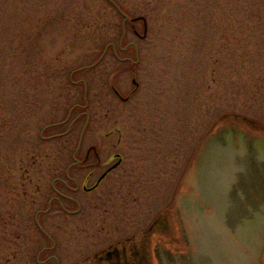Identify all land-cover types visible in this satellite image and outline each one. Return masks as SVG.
I'll list each match as a JSON object with an SVG mask.
<instances>
[{
  "label": "rangeland",
  "instance_id": "374dc122",
  "mask_svg": "<svg viewBox=\"0 0 264 264\" xmlns=\"http://www.w3.org/2000/svg\"><path fill=\"white\" fill-rule=\"evenodd\" d=\"M122 13L130 15L128 22L141 19L125 29ZM122 40L136 46L123 44L119 56L127 61L115 53ZM86 85L91 119L82 144L97 146L100 162L121 154L135 164L137 178L146 177L147 167V187L140 180L124 184L139 197L133 195L130 206L123 201L116 212L103 210L106 202L91 208L96 192L81 191L78 197L84 209L91 204L90 212L71 217L67 228L54 209H59L56 199L51 214L40 216L57 238L55 256L62 264L91 256L99 249L100 224L123 230L130 222L133 234L141 236L146 221L166 203L161 196L179 189L167 213L174 222L163 240L172 244L178 235L180 248L183 218L186 231L201 238L202 254L212 257L219 248L216 239L212 243L217 227L231 231L224 232L226 242L238 230L227 218L214 220L219 201L206 199V192L235 182L243 170L239 160L253 169L264 163V0H0V211L16 210V218L5 214L10 224L5 230L19 225L29 237L20 244L23 264L30 248L44 242L31 207L24 206L26 197L16 196L13 186L27 177L29 191L39 199L54 178L65 177L86 123L85 118L73 122L80 111L72 108L87 101ZM200 141L197 164L187 171ZM74 171L72 176L81 177ZM251 220L248 230L262 241L264 222ZM11 243L0 240L4 264H14ZM235 244L230 246L241 253Z\"/></svg>",
  "mask_w": 264,
  "mask_h": 264
},
{
  "label": "flooded vegetation",
  "instance_id": "af4514ba",
  "mask_svg": "<svg viewBox=\"0 0 264 264\" xmlns=\"http://www.w3.org/2000/svg\"><path fill=\"white\" fill-rule=\"evenodd\" d=\"M82 114L84 115V113L78 114V116H80L78 120L83 119ZM74 151L75 154L73 155V164H70L68 167H66L64 172L65 177L62 178L58 176L57 178L53 179L55 182L59 181L61 187L56 186L55 182H52V184L50 183L49 190L46 187V192L41 195L39 199H37L33 198L31 191H29L31 184H26L27 177H24L23 182H17V185L13 186V191H18L16 196L21 194L22 196L26 197L23 199L24 206L31 207L35 230L37 233L40 232L42 235L41 239L44 242V245L42 246L36 245L33 246V248H30L31 252L27 254V256L29 255L28 258L30 257V260H27V262L24 264H32L31 262H33V264H62L61 259H59V257L55 256L54 254V251L57 249V247H59V244L57 242V238L54 237L53 231L51 230L52 226L47 224L43 225L40 221V216H42V214L44 216L51 214L53 210V203L56 199L59 202V205H57L59 206V209L56 208V205L54 209L57 210L59 214L63 215V217H65L64 224L66 225L64 226L67 228L72 226L70 220L71 217L76 215L86 217V213L90 212L91 208H100L104 202L107 203V208H104L103 210L107 211L111 207H114V212L119 211V208L117 207L121 206L123 201H125L123 204L128 203L130 206L132 203L131 199H135L133 195L136 194L131 192V186H126L124 188V184L128 183L133 185L132 182L135 180H140L143 183H146L148 176L147 167L142 168L146 177L144 178L141 176L140 178L139 176L137 178V175L135 176V174H140L137 173V167L133 162L125 161L121 154H113L106 162H100V160H98L99 150L95 145L86 146L84 144H79ZM195 155L196 149L192 156V160L188 162L186 168H191V165L195 163L193 160ZM144 158H146L145 151ZM144 162L143 164H145ZM244 165L245 172L242 174V181L244 183H253L250 187L243 188L242 195H239L237 199L236 197L234 198L235 204L239 206L248 205L249 207H256L257 205L260 206L262 200L260 176L254 172L251 166L246 165V163H244ZM73 169L75 170V173L76 171L81 172V177L79 176L76 178L72 176L71 174ZM175 182L176 184H179L177 183L178 179H176ZM256 182L258 187H255ZM122 188H124V192ZM81 191L84 194H92L96 192L97 198L94 197L95 201H93L92 207L90 209L89 205L91 204H89L88 207L84 209V203L78 197ZM53 192L57 196H54L52 194ZM175 194L176 192L174 189L161 196L163 199L162 201L167 199L165 203L166 205L163 202V204L160 206V209H156L150 216L149 220L146 221V225H144L143 229L140 231L141 236L139 237H141V241H138L137 239L139 237H137L136 234H133L130 222H128L129 225L124 227L123 230H117L115 227L112 228V226L111 230L109 225L100 224L98 226V235L100 240L97 242V248L99 249L91 252V256L85 257L82 260L78 259L74 262V260L71 259L65 264H210L209 260L200 256V253L196 255L194 254V250L196 249V241H185L183 249L186 250L179 251L176 238H172L170 241L172 244H169V246H171L169 249L172 251V253L177 255V258L169 260L167 263L163 261L161 251L163 248H165V240L163 239L166 238V235L164 229H166V226L171 227L174 222V216L171 220H168L169 214L167 215V213H169L171 208L170 205L172 204L171 201H174L176 196ZM206 195H208V193H206ZM16 201L17 200L13 201V207ZM38 205H43V208H39ZM91 211L95 212V210ZM5 214L6 209H3L2 212L0 211V225L4 226L0 235V240H2V243L13 242V263L23 264L21 260H19L22 249L20 244L21 242L22 244H26L25 240L27 241L29 237L22 236V231L19 225L14 226L13 230H5L6 228L10 229V224L8 222V218L6 217L7 214ZM17 214L18 212L13 210V214L8 213L7 216L12 219V217L16 218ZM260 214L261 210L258 216ZM128 215L131 216L130 214ZM114 222L116 223L117 221L115 220ZM19 223L20 221H18L17 224ZM64 226L61 224L58 228H62ZM81 229L86 231V226L82 227ZM10 232H12V234H9ZM91 233L92 241L94 236L97 237V235L96 233H93V231ZM159 237L162 239L160 238L154 241ZM92 242L95 245L94 241ZM41 255H44V257H41ZM259 255L260 253L255 257H249V264H264V257ZM3 256L4 255L1 257ZM91 260L92 263H89ZM4 263L5 262L3 258H0V264ZM7 263H11V261L7 259Z\"/></svg>",
  "mask_w": 264,
  "mask_h": 264
},
{
  "label": "bare ground",
  "instance_id": "6f19581e",
  "mask_svg": "<svg viewBox=\"0 0 264 264\" xmlns=\"http://www.w3.org/2000/svg\"><path fill=\"white\" fill-rule=\"evenodd\" d=\"M219 229H224L223 226H219ZM225 230H222V234H224ZM221 259V258H220Z\"/></svg>",
  "mask_w": 264,
  "mask_h": 264
},
{
  "label": "water",
  "instance_id": "95a60500",
  "mask_svg": "<svg viewBox=\"0 0 264 264\" xmlns=\"http://www.w3.org/2000/svg\"><path fill=\"white\" fill-rule=\"evenodd\" d=\"M263 251H264V250H263ZM263 251H262V252H263ZM262 255H263V253H262V254H260L259 256H261V257H262Z\"/></svg>",
  "mask_w": 264,
  "mask_h": 264
}]
</instances>
